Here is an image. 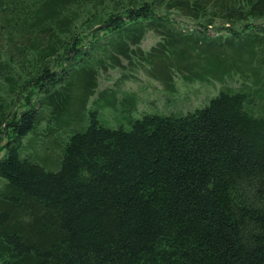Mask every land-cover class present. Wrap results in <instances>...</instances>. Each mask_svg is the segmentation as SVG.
Here are the masks:
<instances>
[{
  "label": "trees",
  "instance_id": "trees-1",
  "mask_svg": "<svg viewBox=\"0 0 264 264\" xmlns=\"http://www.w3.org/2000/svg\"><path fill=\"white\" fill-rule=\"evenodd\" d=\"M119 56L220 85L110 127L84 109ZM0 264H264V0H0Z\"/></svg>",
  "mask_w": 264,
  "mask_h": 264
},
{
  "label": "rangeland",
  "instance_id": "rangeland-1",
  "mask_svg": "<svg viewBox=\"0 0 264 264\" xmlns=\"http://www.w3.org/2000/svg\"><path fill=\"white\" fill-rule=\"evenodd\" d=\"M172 17L180 27L190 30L194 27L195 23L193 22L176 15ZM209 29L210 34L217 33L214 27ZM157 39V35L149 31L140 42L139 48L147 50L155 44ZM119 61L120 66L105 68L100 72L96 92L89 96L84 109L85 115L91 111H97L98 118L110 127L128 129L131 126V120L140 117L144 112L168 113L175 110L185 113L192 111L207 103V98L214 94L220 85L219 82L207 85L198 82L186 84L178 76H175L174 90L169 92L160 81L147 75L142 69L132 66L125 57L119 56ZM127 73H132L134 76L121 79ZM240 80L239 76L228 77L226 83L236 85ZM106 88L119 89L113 107L107 106L108 99L112 96L109 91L102 92ZM124 91L127 93L121 94ZM54 136L56 135L44 137L31 134L24 139V145L27 146L25 152H31L36 162L51 170L56 169L52 142ZM30 140H32V144H29Z\"/></svg>",
  "mask_w": 264,
  "mask_h": 264
},
{
  "label": "bare ground",
  "instance_id": "bare-ground-1",
  "mask_svg": "<svg viewBox=\"0 0 264 264\" xmlns=\"http://www.w3.org/2000/svg\"><path fill=\"white\" fill-rule=\"evenodd\" d=\"M262 91H263V89H262ZM212 97V96H211ZM208 104V103H207ZM194 110V109H193ZM189 112V111H188Z\"/></svg>",
  "mask_w": 264,
  "mask_h": 264
}]
</instances>
